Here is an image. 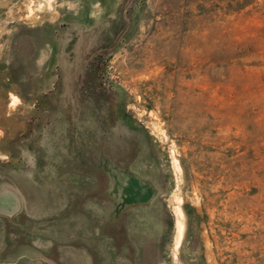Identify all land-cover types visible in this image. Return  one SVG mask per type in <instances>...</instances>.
Instances as JSON below:
<instances>
[{"label": "rangeland", "instance_id": "1", "mask_svg": "<svg viewBox=\"0 0 264 264\" xmlns=\"http://www.w3.org/2000/svg\"><path fill=\"white\" fill-rule=\"evenodd\" d=\"M3 183L59 263L264 264V0H0Z\"/></svg>", "mask_w": 264, "mask_h": 264}, {"label": "crops", "instance_id": "2", "mask_svg": "<svg viewBox=\"0 0 264 264\" xmlns=\"http://www.w3.org/2000/svg\"><path fill=\"white\" fill-rule=\"evenodd\" d=\"M26 209L25 199L18 190L0 184V264H66L64 259L59 263V256H64L59 251L56 255L52 248L44 251L38 248L37 227L41 223L28 216Z\"/></svg>", "mask_w": 264, "mask_h": 264}, {"label": "bare ground", "instance_id": "3", "mask_svg": "<svg viewBox=\"0 0 264 264\" xmlns=\"http://www.w3.org/2000/svg\"><path fill=\"white\" fill-rule=\"evenodd\" d=\"M179 224H181L180 222H179ZM178 227V226H177Z\"/></svg>", "mask_w": 264, "mask_h": 264}]
</instances>
